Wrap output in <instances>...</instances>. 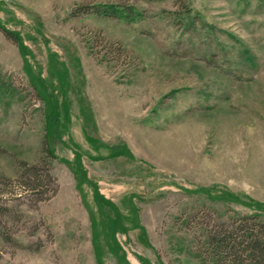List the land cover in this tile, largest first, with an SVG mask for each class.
Returning <instances> with one entry per match:
<instances>
[{"label":"rangeland","instance_id":"obj_1","mask_svg":"<svg viewBox=\"0 0 264 264\" xmlns=\"http://www.w3.org/2000/svg\"><path fill=\"white\" fill-rule=\"evenodd\" d=\"M0 27V264H215L205 227L264 222V0H0Z\"/></svg>","mask_w":264,"mask_h":264},{"label":"trees","instance_id":"obj_2","mask_svg":"<svg viewBox=\"0 0 264 264\" xmlns=\"http://www.w3.org/2000/svg\"><path fill=\"white\" fill-rule=\"evenodd\" d=\"M107 8L112 9L115 14L119 9L124 12L127 10L117 5ZM100 11L99 9L98 12ZM0 29L7 37L14 39L13 32ZM44 152L47 157H51L47 148ZM47 160L43 158L37 164L20 166L18 181L23 190L30 191L32 197L40 196L48 185L55 184ZM205 232L202 253L215 264H264V222L256 216L236 219L228 225L205 227Z\"/></svg>","mask_w":264,"mask_h":264}]
</instances>
